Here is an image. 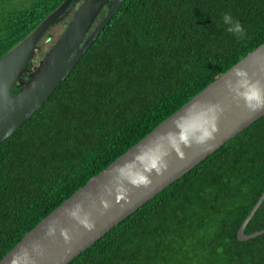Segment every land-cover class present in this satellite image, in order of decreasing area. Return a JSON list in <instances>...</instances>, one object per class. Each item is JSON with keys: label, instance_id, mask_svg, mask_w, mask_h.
<instances>
[{"label": "trees", "instance_id": "trees-1", "mask_svg": "<svg viewBox=\"0 0 264 264\" xmlns=\"http://www.w3.org/2000/svg\"><path fill=\"white\" fill-rule=\"evenodd\" d=\"M63 1L0 0V58ZM226 13L243 38L226 30ZM263 42L264 0H123L67 77L0 143V260ZM263 191L264 115L68 264H264V234L237 238ZM262 229L264 200L244 232Z\"/></svg>", "mask_w": 264, "mask_h": 264}, {"label": "water", "instance_id": "water-1", "mask_svg": "<svg viewBox=\"0 0 264 264\" xmlns=\"http://www.w3.org/2000/svg\"><path fill=\"white\" fill-rule=\"evenodd\" d=\"M75 1L64 0L0 58V143L28 120L67 77L123 0H83L55 42L31 68L47 29L65 18ZM105 6L104 16L94 25ZM239 69L247 75L238 76ZM257 83L264 88V42L41 219L2 257L0 264L70 263L263 116L264 104L246 99ZM153 159H157L156 168L151 167ZM139 176H144L145 182H139ZM263 200L264 191L240 225L238 240L264 234V229L244 232Z\"/></svg>", "mask_w": 264, "mask_h": 264}, {"label": "clouds", "instance_id": "clouds-1", "mask_svg": "<svg viewBox=\"0 0 264 264\" xmlns=\"http://www.w3.org/2000/svg\"><path fill=\"white\" fill-rule=\"evenodd\" d=\"M96 21V20H95ZM223 24L226 27V30L237 36L238 38H243L245 35V30L240 23L239 20L234 19L230 14H224L222 17ZM96 23H94L95 25ZM238 76L244 77L246 76V72L243 69H239L236 73ZM247 100H255L257 104H264V88H262L258 83L252 86V91L251 94L246 96ZM207 135V133H205ZM181 139H184V137H181ZM158 159V158H157ZM157 159H153L151 161V167L156 168L157 166ZM139 182H145V177L144 176H139L138 178ZM137 180H133V183H136ZM74 215V213H73Z\"/></svg>", "mask_w": 264, "mask_h": 264}, {"label": "rangeland", "instance_id": "rangeland-1", "mask_svg": "<svg viewBox=\"0 0 264 264\" xmlns=\"http://www.w3.org/2000/svg\"><path fill=\"white\" fill-rule=\"evenodd\" d=\"M82 0H76L74 3V6H78L81 3ZM74 7V9H76ZM74 11L71 10L64 19L59 20L52 26H50L47 29V32L44 34L43 38L41 39L39 43V50L34 55L31 68L35 67L37 65V61L41 59V57L44 55V53L47 51V49L54 43V41L57 39L58 35L62 32V30L65 28L67 21L70 19L72 13Z\"/></svg>", "mask_w": 264, "mask_h": 264}, {"label": "flooded vegetation", "instance_id": "flooded-vegetation-1", "mask_svg": "<svg viewBox=\"0 0 264 264\" xmlns=\"http://www.w3.org/2000/svg\"><path fill=\"white\" fill-rule=\"evenodd\" d=\"M83 1V0H82ZM82 1H81V3H82ZM94 1H96V0H94ZM80 3V4H81ZM79 6V5H78ZM78 6H73V7H71L70 9H69V11H68V13L71 11V10H76L77 8H78ZM74 7L76 8V9H74ZM105 11H106V7L102 10V12L98 15V17H97V19H96V21H95V23H97L103 16H104V14H105Z\"/></svg>", "mask_w": 264, "mask_h": 264}]
</instances>
